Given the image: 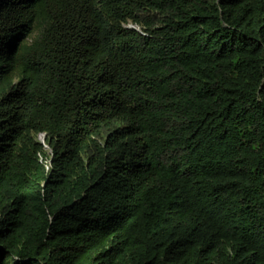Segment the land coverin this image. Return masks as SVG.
Listing matches in <instances>:
<instances>
[{
  "label": "trees",
  "instance_id": "16d2710c",
  "mask_svg": "<svg viewBox=\"0 0 264 264\" xmlns=\"http://www.w3.org/2000/svg\"><path fill=\"white\" fill-rule=\"evenodd\" d=\"M0 264H264V0H0Z\"/></svg>",
  "mask_w": 264,
  "mask_h": 264
},
{
  "label": "clouds",
  "instance_id": "9594fccd",
  "mask_svg": "<svg viewBox=\"0 0 264 264\" xmlns=\"http://www.w3.org/2000/svg\"><path fill=\"white\" fill-rule=\"evenodd\" d=\"M128 23H130V22H128ZM129 28V27H128ZM131 28H134V29H136V30H140V28H135V27H131ZM42 135V139H40L39 137ZM38 140L40 141V142H44V140H45V133H39V135H38Z\"/></svg>",
  "mask_w": 264,
  "mask_h": 264
},
{
  "label": "rangeland",
  "instance_id": "374dc122",
  "mask_svg": "<svg viewBox=\"0 0 264 264\" xmlns=\"http://www.w3.org/2000/svg\"><path fill=\"white\" fill-rule=\"evenodd\" d=\"M125 26L126 27H129V28H131V27H135V28H139L138 26H136V25H134L133 23H127V24H125ZM40 139H42V135L39 137Z\"/></svg>",
  "mask_w": 264,
  "mask_h": 264
}]
</instances>
